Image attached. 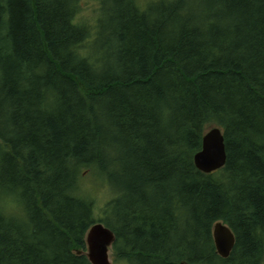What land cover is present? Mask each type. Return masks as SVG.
Returning <instances> with one entry per match:
<instances>
[{"label":"trees","instance_id":"1","mask_svg":"<svg viewBox=\"0 0 264 264\" xmlns=\"http://www.w3.org/2000/svg\"><path fill=\"white\" fill-rule=\"evenodd\" d=\"M96 2L90 23L82 0H0V264H91L97 223L115 264H263L264 0ZM214 127L226 165L204 174Z\"/></svg>","mask_w":264,"mask_h":264},{"label":"water","instance_id":"2","mask_svg":"<svg viewBox=\"0 0 264 264\" xmlns=\"http://www.w3.org/2000/svg\"><path fill=\"white\" fill-rule=\"evenodd\" d=\"M224 137L220 128H211L203 137L202 148L195 154L196 168L204 174H212L226 165ZM213 240L217 254L227 259L235 245V237L230 228L222 222L213 228ZM115 242L114 233L102 223L94 224L86 235V255L91 264H112L109 251Z\"/></svg>","mask_w":264,"mask_h":264},{"label":"rangeland","instance_id":"3","mask_svg":"<svg viewBox=\"0 0 264 264\" xmlns=\"http://www.w3.org/2000/svg\"><path fill=\"white\" fill-rule=\"evenodd\" d=\"M141 4L147 3L151 0H139ZM82 10L78 17L80 19L88 20L90 23L96 16L98 5L96 0H82ZM83 180L80 183L82 198L88 199L94 203V216L95 219H99L103 216V211L106 204L114 198V192L112 191L107 180L96 169L91 172H86L82 175ZM109 257L112 264L114 262V254L112 248L109 251ZM264 261V260H263ZM123 264V263H117ZM264 264V263H263Z\"/></svg>","mask_w":264,"mask_h":264}]
</instances>
